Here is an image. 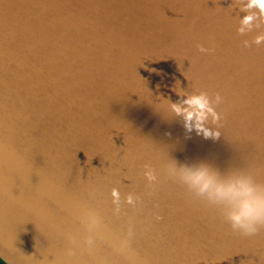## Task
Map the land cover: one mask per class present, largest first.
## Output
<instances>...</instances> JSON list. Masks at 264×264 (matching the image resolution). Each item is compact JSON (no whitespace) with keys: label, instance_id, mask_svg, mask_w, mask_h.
<instances>
[{"label":"water","instance_id":"95a60500","mask_svg":"<svg viewBox=\"0 0 264 264\" xmlns=\"http://www.w3.org/2000/svg\"><path fill=\"white\" fill-rule=\"evenodd\" d=\"M0 260L264 264V0H0Z\"/></svg>","mask_w":264,"mask_h":264},{"label":"flooded vegetation","instance_id":"af4514ba","mask_svg":"<svg viewBox=\"0 0 264 264\" xmlns=\"http://www.w3.org/2000/svg\"><path fill=\"white\" fill-rule=\"evenodd\" d=\"M0 264H5L2 260H0Z\"/></svg>","mask_w":264,"mask_h":264}]
</instances>
